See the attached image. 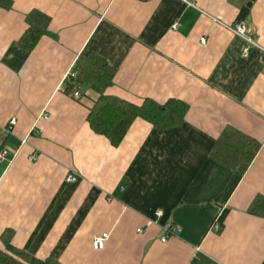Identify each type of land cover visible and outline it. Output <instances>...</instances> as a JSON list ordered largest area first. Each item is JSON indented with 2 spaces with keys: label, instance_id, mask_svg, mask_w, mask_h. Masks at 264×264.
I'll use <instances>...</instances> for the list:
<instances>
[{
  "label": "crops",
  "instance_id": "crops-1",
  "mask_svg": "<svg viewBox=\"0 0 264 264\" xmlns=\"http://www.w3.org/2000/svg\"><path fill=\"white\" fill-rule=\"evenodd\" d=\"M6 1L0 264H30L27 255L63 264H264V217L249 211L264 196V0ZM243 10L258 44L247 56L233 30ZM34 11L49 17L46 32L29 34ZM92 53L115 68L106 95L137 106L181 100L184 121L162 128L137 117L118 144L95 131L89 114L99 91L83 84L76 98L69 89L78 60ZM231 133L260 144L243 173L212 154ZM103 233L106 245L95 249Z\"/></svg>",
  "mask_w": 264,
  "mask_h": 264
},
{
  "label": "trees",
  "instance_id": "trees-1",
  "mask_svg": "<svg viewBox=\"0 0 264 264\" xmlns=\"http://www.w3.org/2000/svg\"><path fill=\"white\" fill-rule=\"evenodd\" d=\"M0 2L5 5L9 4L6 0H0ZM246 16L247 12L243 10L239 14V21L245 19ZM28 21L30 24L29 34L36 35L40 31H47L49 17L43 12L34 11L29 15ZM75 71L76 74L72 76L69 89L87 84L99 91L100 95L90 111L89 121L95 131L106 135L115 144L121 141L129 125L137 117L147 119L155 126L162 128L176 126L184 121L188 106L181 100L170 99L166 103L160 104L147 99L142 106H137L119 97L106 95L105 89L112 84L115 68L94 53L80 58L75 66ZM259 147L260 144L254 139L243 134L232 135L231 133L217 141L212 154L220 161L243 173L256 156ZM249 211L264 217V196L257 197ZM223 217L224 214L221 219ZM16 251L21 257L25 254L23 250ZM26 260L30 264H63L51 256L40 259L27 255ZM12 262L24 264L18 261Z\"/></svg>",
  "mask_w": 264,
  "mask_h": 264
},
{
  "label": "built area",
  "instance_id": "built-area-1",
  "mask_svg": "<svg viewBox=\"0 0 264 264\" xmlns=\"http://www.w3.org/2000/svg\"><path fill=\"white\" fill-rule=\"evenodd\" d=\"M188 3H190L191 0H184ZM179 27V23L178 22H175L173 25H172V28L174 30L178 29ZM234 32L238 35H240L241 37H243L245 39V46L243 48V54L244 56H247L251 50V48L253 46H258L257 42L254 40V38L248 34L247 32V29L246 27L244 26L243 22L242 21H239L233 28ZM203 42H205V38L203 37L201 39ZM263 52H264V49L262 48ZM74 75V74H73ZM73 96L74 97H80L81 94L78 90V88H75L74 89V92H73ZM17 123V120L16 118H12L10 120V127H9V130H11L13 128V126ZM26 140H23V143H25ZM8 152L6 150H2L0 152V158L1 159H5V157L7 156ZM31 160L32 161H36L37 160V156H33L31 157ZM77 180V177L73 174H69L68 177H67V181L68 182H75ZM161 212H157V215H160ZM214 227L216 229H219L220 228V225L218 222L215 223ZM178 231V228L176 226H173L171 227L170 229H167V232H166V235L162 238V241H166L167 238L171 235V234H175L177 233ZM107 238H108V233H103L101 236H98L97 238H95L94 242H93V246L95 249H103L106 245V241H107Z\"/></svg>",
  "mask_w": 264,
  "mask_h": 264
}]
</instances>
